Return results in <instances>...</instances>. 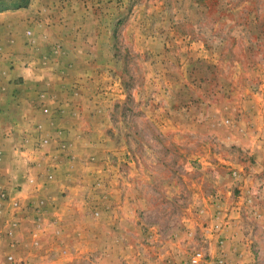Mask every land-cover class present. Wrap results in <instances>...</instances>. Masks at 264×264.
Wrapping results in <instances>:
<instances>
[{"label":"rangeland","instance_id":"rangeland-1","mask_svg":"<svg viewBox=\"0 0 264 264\" xmlns=\"http://www.w3.org/2000/svg\"><path fill=\"white\" fill-rule=\"evenodd\" d=\"M0 137V264H264V0H0Z\"/></svg>","mask_w":264,"mask_h":264},{"label":"crops","instance_id":"crops-1","mask_svg":"<svg viewBox=\"0 0 264 264\" xmlns=\"http://www.w3.org/2000/svg\"><path fill=\"white\" fill-rule=\"evenodd\" d=\"M17 109V108H16ZM15 126H19V124H18V122L17 121H13V123L12 124H10V127L13 129V130H15ZM18 131V130H17ZM5 142V140H3L2 139V137H0V160L1 159H3V158H5V153H4V149L2 148V145L4 144L3 142ZM264 147V143H262L261 145H260V147ZM262 152H259V151H256L255 153H257L258 154V156H259V154L261 155V154H264V149L263 150H261ZM18 154V150L17 151H13V154ZM262 159H264V158H262ZM50 211L51 210V207H47V211ZM42 214V215H41ZM41 214H39L38 215V217H39V219H44V217H45V214H43V213H41ZM54 215V214H53ZM41 216V217H40ZM35 233V232H34ZM36 234H39L38 232L36 233Z\"/></svg>","mask_w":264,"mask_h":264}]
</instances>
